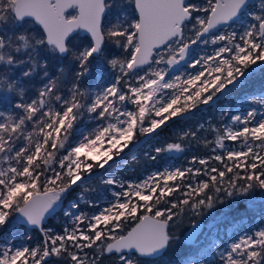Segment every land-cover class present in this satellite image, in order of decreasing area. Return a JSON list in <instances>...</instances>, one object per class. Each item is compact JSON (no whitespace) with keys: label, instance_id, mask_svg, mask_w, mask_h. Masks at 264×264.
<instances>
[{"label":"snow or ice","instance_id":"snow-or-ice-1","mask_svg":"<svg viewBox=\"0 0 264 264\" xmlns=\"http://www.w3.org/2000/svg\"><path fill=\"white\" fill-rule=\"evenodd\" d=\"M229 97L215 122L190 124ZM181 122L187 129L144 160L206 152L123 178L121 165L140 164L139 145ZM93 179L108 186L103 206L89 198ZM256 189L264 0H0V264H160L177 250L174 222L218 205L234 225L260 224L237 226L230 243L208 245L211 260L186 264H264ZM61 212L59 230L46 226ZM9 227L23 229L19 243ZM198 229L193 220L186 240Z\"/></svg>","mask_w":264,"mask_h":264},{"label":"rangeland","instance_id":"rangeland-1","mask_svg":"<svg viewBox=\"0 0 264 264\" xmlns=\"http://www.w3.org/2000/svg\"><path fill=\"white\" fill-rule=\"evenodd\" d=\"M254 2H258V0H255ZM258 87V85H257ZM232 100L231 97L228 99H222L218 105L213 106V107H208L204 108V106H201V111L196 112L194 116L192 117L190 124L195 125L197 122H205L209 117L213 118V121L215 122L216 119L219 116V111L221 108L225 107L226 104H228ZM239 107V104L236 105ZM253 107H257L259 110V106L253 104ZM247 107V105H246ZM187 125L184 124L183 122L177 124V123H172L169 124L167 128H165L162 132L159 133L157 139L151 141V144H141L138 146V149L135 151V155L137 158L140 160V164H133L132 168L135 169V171H131L125 166L121 165L122 169V175L123 178H128V179H143L145 175H147L149 172L156 170L157 168H163L171 165L175 166H184L186 164V158L192 154L195 153H203L206 152L207 150L205 149H196L190 150L186 152L184 155H171L168 154L167 156L161 157L158 161L155 163L150 162V161H145L143 157V153L145 151H151V148L154 146H160L163 145L164 143L168 142L169 140L174 139L176 136L180 134L181 131L186 130ZM207 138L209 140H212L214 137L212 135H207ZM185 143H187L185 141ZM229 145L231 142H228ZM141 150L140 156L138 155V150ZM115 167V166H114ZM89 187H94L96 191L90 192L89 198L95 199L97 196L101 197V206H103V200L110 199V192L108 189V186L101 185L100 181L98 179H93L90 182ZM77 191H80L79 189ZM75 195V193H72V197ZM71 197V198H72ZM68 198V199H71ZM67 204V201H66ZM81 210L83 211H90L89 208L85 207L84 205H81ZM64 223V218L61 213H58L55 217H52L49 219L47 222L46 226L52 227L54 230H59ZM260 220L258 217L249 220L245 218L243 222L239 225H234L232 220L230 222H227L223 226L219 227H210L209 229L202 230L197 234L199 236L198 240H195L194 242H191L189 245L191 246L186 254H184L182 257L179 259H174V258H167L164 256L160 264H186V261L188 260H199L203 258L205 261L211 260L212 259V251H205V249L208 247V245L212 241H219V242H224V243H230L232 239L235 238L233 233L236 230V227L242 228L245 232H247L249 229H253L257 226H259ZM11 231H16L17 232V243H19V233L23 232V229H12L10 231H4V232H11ZM182 235L184 230L181 231ZM33 238L34 240L37 238L34 234ZM183 238V236H182Z\"/></svg>","mask_w":264,"mask_h":264},{"label":"trees","instance_id":"trees-1","mask_svg":"<svg viewBox=\"0 0 264 264\" xmlns=\"http://www.w3.org/2000/svg\"><path fill=\"white\" fill-rule=\"evenodd\" d=\"M65 63H67V61H65ZM70 72H71V65H69V73ZM38 83H39V80L36 77H34L33 80L29 82V86H28L29 95L34 94L33 88L34 86L38 85ZM197 150L198 149H196V151ZM140 154H141V150L139 149L138 155L140 156ZM71 197H72V194L68 198H71ZM251 197L255 200L257 205L264 203V192H262L259 189L254 190L251 193ZM224 207H225L224 205H218L216 208L207 211L202 216H192L188 213H185L182 219H179L177 222H174L175 227L172 229V231L174 234L178 235L180 239L176 242V247H177L176 252L165 254V256L167 258L179 259L180 257H182L184 254L188 252L191 246L184 242L181 231L185 230L192 223L193 220L202 222V230L209 229L210 227L223 226L227 222H230L232 220V217L230 215L225 216V217L221 216V212L223 211ZM10 230H12L11 227L3 229V231H10Z\"/></svg>","mask_w":264,"mask_h":264},{"label":"water","instance_id":"water-1","mask_svg":"<svg viewBox=\"0 0 264 264\" xmlns=\"http://www.w3.org/2000/svg\"><path fill=\"white\" fill-rule=\"evenodd\" d=\"M255 1V0H254ZM81 35H83V33H81ZM171 155H178V154H171ZM199 222V229L197 230V234L201 231V229H202V222L201 221H198ZM191 225H192V223L184 230V232H183V240H184V242L185 243H187V244H190L191 242H189L188 240H186V237H187V235H188V233L190 232V230H191Z\"/></svg>","mask_w":264,"mask_h":264},{"label":"flooded vegetation","instance_id":"flooded-vegetation-1","mask_svg":"<svg viewBox=\"0 0 264 264\" xmlns=\"http://www.w3.org/2000/svg\"><path fill=\"white\" fill-rule=\"evenodd\" d=\"M83 36V35H82ZM32 234H34L36 237H38V234L37 233H32Z\"/></svg>","mask_w":264,"mask_h":264}]
</instances>
